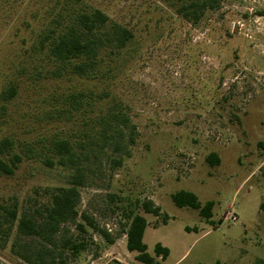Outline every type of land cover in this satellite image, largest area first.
I'll return each mask as SVG.
<instances>
[{"label":"rangeland","instance_id":"rangeland-1","mask_svg":"<svg viewBox=\"0 0 264 264\" xmlns=\"http://www.w3.org/2000/svg\"><path fill=\"white\" fill-rule=\"evenodd\" d=\"M179 3L0 0V157H21L13 174L0 175V204L17 203L20 212L35 213L49 197L45 188L62 181L44 161L52 142L88 128L104 106L72 110L67 99L74 92L103 85L73 75L71 64L52 55L53 43L79 13L94 8L133 32L110 84L129 127L81 160L86 183L77 207L99 229H80L78 216L49 242L19 232L17 222L7 234L2 216L0 264H33L20 255L26 250L41 264H138L127 249L126 212L147 198L161 207L159 215L146 214L144 233L159 261L264 259V0H219L197 22L176 11ZM211 152L219 164L207 160ZM181 189L202 205L213 201L212 216L178 206L172 194ZM67 238L86 247L75 255L62 247ZM157 243L169 249L165 259L156 254ZM38 250H45L42 260Z\"/></svg>","mask_w":264,"mask_h":264},{"label":"trees","instance_id":"trees-1","mask_svg":"<svg viewBox=\"0 0 264 264\" xmlns=\"http://www.w3.org/2000/svg\"><path fill=\"white\" fill-rule=\"evenodd\" d=\"M218 4L219 0H181L176 11L187 19L197 22L207 9L215 8ZM132 38L131 29L112 22L104 11L94 8L79 13L76 17V25H72L53 43L52 55L68 65L71 64L73 75L84 81H96L103 85L101 89L96 86L90 87L88 92L84 90L74 92L72 98L67 99L72 102V110L82 114L86 105H91V108L95 109L103 101L104 106L97 112L98 121L91 122L88 128L78 131L73 137L58 138L52 142L51 155H47L44 161L50 167L59 169L62 181L60 184L45 188L49 197L35 210V213L25 210L20 212L17 203H14L12 207L0 204V217L5 216L8 222L7 234L17 222L19 232L25 235H43L49 242H54L53 234L59 226L63 222L76 220L78 216L84 220V224H77L80 229H85V224L95 230L99 229L97 223L86 212L80 213L77 207L80 199L79 187L86 183V174L81 166V160L82 156L87 158L88 153L108 144L114 132L119 137H123L125 127H129V116L115 101L116 94L110 84L121 69L123 64H120L121 61L124 62L126 59L127 46ZM68 111L70 112V109ZM2 145L9 146L10 143L5 140ZM20 160L19 155L9 159L0 157V175L13 174ZM207 160L211 164L220 163V157L216 152H211ZM172 198L178 206H190L198 209L200 214L207 218L212 216L214 202L207 201L205 205H202L198 196L192 191L178 190L172 194ZM261 207L264 208V203ZM160 213L161 207L150 198L137 199L134 207L126 212L130 220L126 232L127 249L130 252H136L135 258L138 264H165L148 252V246L144 242V233L149 224L146 214L159 215ZM168 218L169 215L165 213L163 222H167ZM2 223L0 219V224ZM102 233L109 238V233L106 231ZM62 247L69 248L76 255L86 247V243L67 238L63 240ZM46 250L52 254L51 250ZM43 252L37 251L41 260ZM155 252L165 259L169 249L157 243ZM20 255L28 262L41 264L27 250ZM215 264L228 263L217 261ZM256 264H264V259H258Z\"/></svg>","mask_w":264,"mask_h":264},{"label":"built area","instance_id":"built-area-1","mask_svg":"<svg viewBox=\"0 0 264 264\" xmlns=\"http://www.w3.org/2000/svg\"><path fill=\"white\" fill-rule=\"evenodd\" d=\"M231 218H232L233 220H237L238 216H236V215L233 214V215L231 216Z\"/></svg>","mask_w":264,"mask_h":264}]
</instances>
